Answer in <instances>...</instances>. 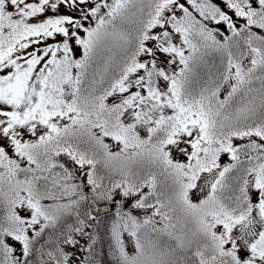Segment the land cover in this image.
I'll list each match as a JSON object with an SVG mask.
<instances>
[{
  "label": "snow or ice",
  "instance_id": "1",
  "mask_svg": "<svg viewBox=\"0 0 264 264\" xmlns=\"http://www.w3.org/2000/svg\"><path fill=\"white\" fill-rule=\"evenodd\" d=\"M0 264H264V0H0Z\"/></svg>",
  "mask_w": 264,
  "mask_h": 264
}]
</instances>
